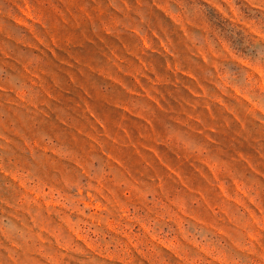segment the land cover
<instances>
[{"label":"rangeland","instance_id":"obj_1","mask_svg":"<svg viewBox=\"0 0 264 264\" xmlns=\"http://www.w3.org/2000/svg\"><path fill=\"white\" fill-rule=\"evenodd\" d=\"M0 264H264V0H0Z\"/></svg>","mask_w":264,"mask_h":264}]
</instances>
